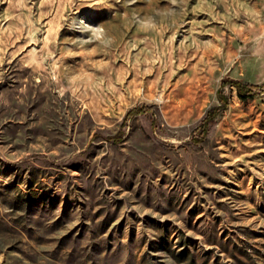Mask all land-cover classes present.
Returning a JSON list of instances; mask_svg holds the SVG:
<instances>
[{
	"label": "rangeland",
	"instance_id": "1",
	"mask_svg": "<svg viewBox=\"0 0 264 264\" xmlns=\"http://www.w3.org/2000/svg\"><path fill=\"white\" fill-rule=\"evenodd\" d=\"M227 78L264 0H0V264H264V89L199 140Z\"/></svg>",
	"mask_w": 264,
	"mask_h": 264
},
{
	"label": "trees",
	"instance_id": "2",
	"mask_svg": "<svg viewBox=\"0 0 264 264\" xmlns=\"http://www.w3.org/2000/svg\"><path fill=\"white\" fill-rule=\"evenodd\" d=\"M228 84H232L239 95L240 98L246 100L252 96L255 95V93L259 89H264V84H254L248 81H244L242 79H235V78H227L223 81L222 87L218 90V98L220 100V104H216L213 106L207 113L206 117L202 121V136L199 138V140H202L203 137H205L209 131V126L211 123H213L217 117V115L221 112L222 109L226 108L229 104V98L227 94L224 91V87ZM146 108L143 106H138L130 110L126 116V119L129 118V116L140 114L142 113ZM123 138V132L119 131L114 135L109 136V139L112 141H121Z\"/></svg>",
	"mask_w": 264,
	"mask_h": 264
}]
</instances>
